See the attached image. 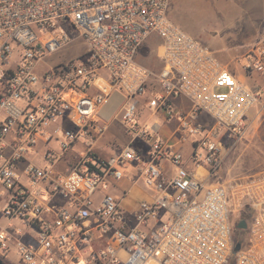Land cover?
<instances>
[{
  "label": "built area",
  "instance_id": "built-area-1",
  "mask_svg": "<svg viewBox=\"0 0 264 264\" xmlns=\"http://www.w3.org/2000/svg\"><path fill=\"white\" fill-rule=\"evenodd\" d=\"M169 1L0 0V250L13 245L22 264H264V173L210 181L224 161L223 140L246 130L264 84L241 82L175 25ZM152 35L161 39L162 90L146 104L178 121L181 140L192 144L188 156L136 121L156 75L137 61ZM74 42L83 45L79 55L50 61ZM245 58L243 70L264 77V33ZM117 92L130 140L103 160L92 148L113 113L100 109ZM181 95L192 103L188 112L174 104ZM140 141L151 148L146 155ZM77 143L85 154L68 174H54ZM133 162L155 194L125 210L100 189ZM242 219L246 229L236 227Z\"/></svg>",
  "mask_w": 264,
  "mask_h": 264
},
{
  "label": "crops",
  "instance_id": "crops-1",
  "mask_svg": "<svg viewBox=\"0 0 264 264\" xmlns=\"http://www.w3.org/2000/svg\"><path fill=\"white\" fill-rule=\"evenodd\" d=\"M198 13H200V17L206 15L213 17V19L223 20L228 26V31L222 34L221 37L203 34L194 26V22H197L200 18ZM167 17L189 35L208 46L215 54H219L218 57L221 59L220 62L229 69L238 80L246 83L247 77H249V85H255V83L264 84V81H260L262 80L261 78L264 77L259 75H254V77L249 76L243 68L237 69L235 66L231 67L232 61L238 58H245L244 54L248 52L250 44L264 33V0H170L167 9ZM160 42L161 39L159 36L152 35L144 44L146 45V51L148 50L147 52L151 54L145 53V55H138L137 57L138 62L149 67L156 74L150 80L147 93L140 99L137 117L141 125H145L157 131L160 136L167 140L172 149L181 150L188 156L192 151V144L189 140L186 142L181 140V135L176 131L178 121L175 119L167 120L163 111L151 110L146 104L148 99L160 93L162 90L157 78V74L160 72L163 65L162 60L157 54ZM153 49H155L156 54L152 52ZM227 59H229V61L225 62ZM246 75L247 77H245ZM173 101L176 107L183 112H188L192 107L191 101L183 95L175 97ZM125 102L126 99L123 94L118 92L114 93L109 101L102 106L100 112H112L113 117L110 118L112 119L116 117L119 112L123 111ZM249 112H264V97L262 101L256 104ZM201 120L209 123L212 119L207 114H203ZM103 139H105V134L92 148V153L95 154L96 157L108 160L120 153L112 155L108 150L101 151L103 144L99 143ZM129 140V135L126 133V138H124V142L121 143V146L117 144V141H114L111 147L116 146L117 150L119 148L121 151L124 146L129 143ZM136 146L145 155L151 150L149 144L143 141L137 142ZM85 151L83 144L77 143L62 160L54 165V174H68L72 166L78 160L80 154H85ZM133 164L135 166H132L135 175L131 174L130 178L123 177L119 182L113 183V189L119 190L118 198L121 200L122 207L125 210H133L141 200L151 199L153 197L141 181L143 177L140 175L138 169L139 164L137 162ZM162 165L167 175L173 174L174 168L167 159L162 161ZM198 172L201 176L208 177L205 168H199ZM58 202L63 203L60 199H58ZM2 222L4 223L5 220L3 219Z\"/></svg>",
  "mask_w": 264,
  "mask_h": 264
},
{
  "label": "rangeland",
  "instance_id": "rangeland-1",
  "mask_svg": "<svg viewBox=\"0 0 264 264\" xmlns=\"http://www.w3.org/2000/svg\"><path fill=\"white\" fill-rule=\"evenodd\" d=\"M198 16L200 17V13H198ZM194 26L207 36L216 35L217 37H221L222 34L228 31V26L223 20L220 21L219 19H213V17L206 15L201 16L197 22H194ZM145 47L146 45L143 46L139 55H145V53L151 54L147 52L148 50L146 51ZM82 51V43L74 42L68 47L64 48L62 51L55 54L53 57H50V61H64L69 58L76 57ZM152 52L156 54L155 49H153ZM245 55L246 54H244V57ZM215 56L219 61H221V59L218 57L219 54H215ZM229 59L225 60V62L229 61ZM245 64L246 58H238L237 60L232 61L231 67L235 66L237 69H241ZM245 77H247V75ZM261 79L262 80L260 81H264V78ZM246 83H250L249 77H247ZM122 112H119L116 117L110 119V125L108 131L105 133V139L99 143L103 144L101 151L108 150L112 155H116L120 152L119 148L117 150V147H111V144L114 141H117V144L121 146V143L124 142V138H126V128L121 119ZM138 120L139 119L137 117L136 121L139 123V125H141ZM246 120L247 125L245 131L235 136L233 140H223L226 146L224 161L216 176L211 178L210 181L228 183L248 179L250 177L258 176L264 173V112H249ZM54 146L55 148L58 147L57 143H54ZM58 150L59 149L56 148V151ZM133 163L119 166V169L122 170L124 177L130 178L131 174L135 175L133 172L134 168L132 167L134 166ZM141 181L149 190L150 194L154 196L155 191L146 184L145 179L142 178ZM110 184L111 182H109V185ZM113 186L114 184H111L110 186L101 188L100 193H112L118 197L119 190L113 189ZM246 231L247 230H244L243 233L246 234ZM240 235L241 231L237 230L236 237H239ZM0 255L4 257L3 261L6 264H22L13 245H10V248L6 252L0 250ZM230 263H234L233 257L231 258Z\"/></svg>",
  "mask_w": 264,
  "mask_h": 264
},
{
  "label": "water",
  "instance_id": "water-1",
  "mask_svg": "<svg viewBox=\"0 0 264 264\" xmlns=\"http://www.w3.org/2000/svg\"><path fill=\"white\" fill-rule=\"evenodd\" d=\"M237 228L239 229H246L247 228V222L245 219L240 220L237 225ZM240 248V243H237L234 247V250L237 251ZM0 264H6L3 259L0 257Z\"/></svg>",
  "mask_w": 264,
  "mask_h": 264
}]
</instances>
